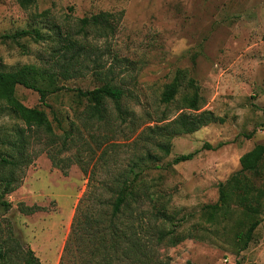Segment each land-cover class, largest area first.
<instances>
[{
  "label": "rangeland",
  "instance_id": "rangeland-1",
  "mask_svg": "<svg viewBox=\"0 0 264 264\" xmlns=\"http://www.w3.org/2000/svg\"><path fill=\"white\" fill-rule=\"evenodd\" d=\"M99 12L120 13V18L112 37L89 40L96 66L88 63L81 77L54 86L84 91L111 80L122 91L123 113L119 116L106 102L102 120L86 122L85 101L73 91L51 92L53 86L38 80L37 86L47 90L40 103L34 91L15 87L21 105L45 113L52 134L26 130L0 105V156L21 157L15 168L0 164V202L9 205L4 209L0 204V247L29 249L39 264H58L60 259L62 264H82L74 254L64 256L62 248L86 183L108 199L100 184H110L134 154L149 149L158 161L144 172L141 185L154 200L152 207L141 209L166 215V221H151L150 264H264V215L258 216L251 240L240 250L234 233L247 227L246 220L237 224L240 213L209 221L203 210L217 200V185L238 171L239 156L264 142V0H33L26 8L16 0H0V70L53 65L47 37L4 36L31 29L45 35L51 24L70 26ZM107 69L111 75L105 79ZM176 72L184 78L174 101L161 103L160 94ZM187 79L201 101L199 111L211 112L215 121L174 136L168 155L162 156L144 139L154 136L149 129L185 111L177 108L193 90ZM62 131L71 134L63 147ZM186 153H193L189 161L169 165ZM48 155L60 161L65 174L51 165ZM79 165L86 167L85 174ZM262 169L260 178L251 179L255 188H264ZM7 176L14 188L3 195L1 179ZM29 207L36 210L26 214Z\"/></svg>",
  "mask_w": 264,
  "mask_h": 264
},
{
  "label": "trees",
  "instance_id": "trees-1",
  "mask_svg": "<svg viewBox=\"0 0 264 264\" xmlns=\"http://www.w3.org/2000/svg\"><path fill=\"white\" fill-rule=\"evenodd\" d=\"M20 8H26L33 0H16ZM43 12L39 16H44ZM120 13L99 12L88 17L77 18L73 25L51 24L46 28L47 33L42 35L37 29L22 30L5 38L15 39L21 36H31L34 41L44 40V36L50 40L52 49L49 59L53 65L40 69L35 65H23L12 71L0 70V105L6 109L10 117L22 122L26 130H39L44 135H51L52 128L45 113L36 108H27L21 105L14 96L16 86L34 91L38 101L44 103L47 90L37 86V81L45 82L46 86H53L50 91H73L76 96L85 101L82 118L84 121H101L105 112L106 102H110L113 109L120 116L123 111L120 106L122 91L111 83L104 82L91 90L68 89L54 86L55 82H65L72 78H79L88 63L96 66V59H91L92 46L89 40L97 41L107 39L115 34ZM264 39V28L261 33ZM54 67V68H52ZM94 69V68H93ZM93 75L99 74L92 71ZM111 75L110 69L103 73L104 78ZM111 78V77H110ZM184 75L176 72L172 80L164 86L160 94L161 103H171L179 90ZM186 86L192 88V92L181 100L178 111L184 112L176 115L171 121L160 127H153L150 134L145 137V143L155 148L162 156L169 153L170 140L174 136L190 134L201 127L215 121V117L209 111H199L201 101L198 98L195 87L190 79L186 80ZM261 124L264 126V105L261 109ZM22 129L16 131L20 137ZM61 146L71 139V134L62 131ZM70 138V139H69ZM17 141V140H16ZM193 153L180 154L172 158L169 165H176L189 161ZM6 158V159H5ZM51 165L65 170L59 165L60 161L48 155ZM21 157L14 159L9 154L0 156V164L15 168L20 163ZM158 161V156L149 149H143L140 154H134L123 174L113 177L110 184H100L101 193H107L109 198H101L100 192L95 194L89 181L85 191L78 199L75 206L69 232L64 242L63 255L74 254L82 264H150L152 256V220L156 218L166 221L163 211L152 212L141 209L150 205L154 200L148 187H143V175L149 170V165ZM75 163L79 159L75 157ZM239 169L229 176L223 183L217 185V200L210 205H205L203 210L206 219L212 221L218 216L226 220L232 211H238L242 220L237 221L241 226L246 220L247 227L244 231L234 233L236 242L240 243L243 250L251 240L252 233L259 223L258 216L264 215V188L262 184L255 188L251 179L260 178L264 168V142L254 145L250 150L238 158ZM80 166V165H79ZM83 174L86 167H81ZM11 176L1 179L3 184L2 194L13 190ZM0 204L4 209L9 205L4 201ZM36 209H25L26 214H31ZM137 211V212H135ZM135 212V217L133 216ZM203 212V211H202ZM126 218L123 220V216ZM137 228L139 232L137 231ZM140 234V235H139ZM158 235V234H157ZM156 241L158 237L156 236ZM16 245V243H15ZM62 255V257H63ZM123 262V263H122ZM39 264L31 250H17L13 245L0 247V264ZM58 264H62L60 259Z\"/></svg>",
  "mask_w": 264,
  "mask_h": 264
}]
</instances>
